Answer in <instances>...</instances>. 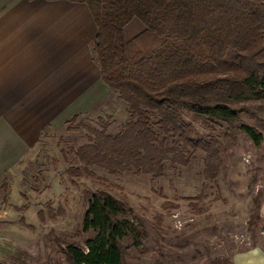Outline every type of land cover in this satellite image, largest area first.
Returning <instances> with one entry per match:
<instances>
[{"label":"rangeland","instance_id":"rangeland-1","mask_svg":"<svg viewBox=\"0 0 264 264\" xmlns=\"http://www.w3.org/2000/svg\"><path fill=\"white\" fill-rule=\"evenodd\" d=\"M150 41L145 37L140 45ZM94 42L88 51L97 69ZM100 94L96 103L83 97L78 107L69 101L50 103L44 117L35 118L33 144L0 179V263L67 264L62 248H82L92 235L82 232L81 223L87 195L94 192L116 200L142 225L140 244L124 252V264H231L235 252L264 249L260 148L242 133L184 113L186 135L211 142L216 155L182 149L175 138L160 135L158 142L164 140L158 147L169 151L151 165L108 171L83 163L78 158L83 147L94 144L98 134L114 137L129 123L127 108L116 94ZM248 107L264 121L260 102ZM239 120L254 124L249 114ZM258 191L257 207L252 199ZM252 214L258 218L250 226Z\"/></svg>","mask_w":264,"mask_h":264},{"label":"trees","instance_id":"trees-1","mask_svg":"<svg viewBox=\"0 0 264 264\" xmlns=\"http://www.w3.org/2000/svg\"><path fill=\"white\" fill-rule=\"evenodd\" d=\"M66 1L86 7L96 29L92 55L100 81L129 115L122 132L98 134L80 150L83 163L108 171L151 165L169 151L158 147L160 135L175 138L182 149L216 155L211 142L186 135L184 113L242 133L261 147L264 121L248 106H264V0ZM133 19L144 30L125 41L122 31ZM145 37L149 45H140ZM243 113L253 125L239 120ZM260 195L252 199L254 206ZM257 218L252 214L248 224ZM81 224L82 232L92 235L82 248H62L67 264H124V252L137 249L143 237L131 213L100 192L87 195Z\"/></svg>","mask_w":264,"mask_h":264},{"label":"crops","instance_id":"crops-1","mask_svg":"<svg viewBox=\"0 0 264 264\" xmlns=\"http://www.w3.org/2000/svg\"><path fill=\"white\" fill-rule=\"evenodd\" d=\"M141 26L132 20L123 29L124 40L140 34ZM95 30L81 4L0 0V179L6 168L30 149L34 120L44 117L42 112L48 111L50 103L69 101L72 107H78L86 98L96 103L102 97L100 93L112 94L102 86L98 68L91 64L88 46ZM262 134L260 153L264 163ZM259 217L264 220V197ZM229 262L264 264V249L253 246L235 252Z\"/></svg>","mask_w":264,"mask_h":264}]
</instances>
